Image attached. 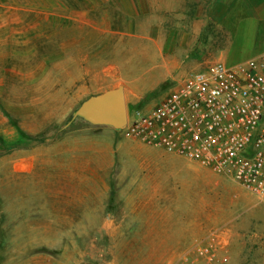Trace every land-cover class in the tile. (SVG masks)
Segmentation results:
<instances>
[{"label":"rangeland","instance_id":"374dc122","mask_svg":"<svg viewBox=\"0 0 264 264\" xmlns=\"http://www.w3.org/2000/svg\"><path fill=\"white\" fill-rule=\"evenodd\" d=\"M4 1L0 264H264V199L71 121L93 95L123 86L145 112L181 75L264 54V0Z\"/></svg>","mask_w":264,"mask_h":264},{"label":"built area","instance_id":"2783aa9c","mask_svg":"<svg viewBox=\"0 0 264 264\" xmlns=\"http://www.w3.org/2000/svg\"><path fill=\"white\" fill-rule=\"evenodd\" d=\"M122 131L264 199V54L208 62L179 76L159 104L128 113Z\"/></svg>","mask_w":264,"mask_h":264},{"label":"water","instance_id":"95a60500","mask_svg":"<svg viewBox=\"0 0 264 264\" xmlns=\"http://www.w3.org/2000/svg\"><path fill=\"white\" fill-rule=\"evenodd\" d=\"M78 118L96 126L123 129L128 120L125 88L121 86L89 97L73 113L71 121Z\"/></svg>","mask_w":264,"mask_h":264},{"label":"crops","instance_id":"0c3cea01","mask_svg":"<svg viewBox=\"0 0 264 264\" xmlns=\"http://www.w3.org/2000/svg\"><path fill=\"white\" fill-rule=\"evenodd\" d=\"M0 7H1V16H6V15H8V13H13L15 10H20L18 7H14L11 3L5 2L4 0H0ZM196 26H197L196 32L200 33V30H201L200 20L198 21ZM194 31H195V29H194ZM182 41H184V42L186 41L185 36L182 38ZM182 45L185 46L186 44L184 43ZM224 61L230 63L227 60H224Z\"/></svg>","mask_w":264,"mask_h":264}]
</instances>
